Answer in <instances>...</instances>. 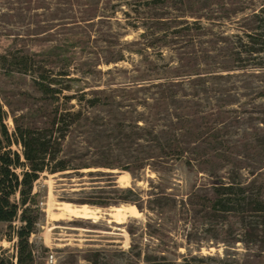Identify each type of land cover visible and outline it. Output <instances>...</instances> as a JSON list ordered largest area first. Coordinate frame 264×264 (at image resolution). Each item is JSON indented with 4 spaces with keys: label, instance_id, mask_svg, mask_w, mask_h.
Returning <instances> with one entry per match:
<instances>
[{
    "label": "rangeland",
    "instance_id": "374dc122",
    "mask_svg": "<svg viewBox=\"0 0 264 264\" xmlns=\"http://www.w3.org/2000/svg\"><path fill=\"white\" fill-rule=\"evenodd\" d=\"M147 1L0 0V54L29 53L49 69L55 54L40 48L81 38L66 48L70 76L77 78L71 92L82 88L88 98L95 91L98 101L72 103L101 118L88 134L75 135L72 147L90 163L107 155L129 167L101 169L112 180L67 171L38 177L32 193L41 217L29 238L37 261L92 264L88 257L99 250L117 264L124 260L120 251H154L177 261L193 256L197 264H264V153L253 141L257 130L264 133V99L257 97L264 69L236 68L231 57L235 36L244 37L264 0ZM194 17L199 28H181ZM40 97L30 74L0 65V116L9 132L13 116L41 104ZM202 115L218 123L210 132L215 139H207ZM118 121L133 142L112 140ZM136 122L154 134L134 140ZM170 133L185 149L182 157L171 154ZM101 143L105 150L98 152ZM110 180L132 189L135 202L79 203L99 187L113 194ZM9 233L0 222V251L13 259L16 239L8 241Z\"/></svg>",
    "mask_w": 264,
    "mask_h": 264
},
{
    "label": "trees",
    "instance_id": "16d2710c",
    "mask_svg": "<svg viewBox=\"0 0 264 264\" xmlns=\"http://www.w3.org/2000/svg\"><path fill=\"white\" fill-rule=\"evenodd\" d=\"M170 1L148 0L147 2L164 4ZM186 3L183 2L184 5ZM252 18L255 22L249 25L244 37L235 36L236 40L233 42L235 46L231 51V57L236 63V68L243 69V63L245 65L254 64L257 70H261L264 69V6L253 11L250 15V19ZM182 23L184 24L181 26L182 29L200 27L197 17L192 20L183 19ZM80 39L78 35H71L62 45L40 48L41 51L45 50L47 53L55 54V59H53L55 61H51L53 66L49 69L35 62L29 53L17 54L7 51L0 54V65L6 71L31 75L35 89L42 100L41 104L31 106L28 112L13 116L14 130L12 132L8 131L0 116V222L6 223L11 229V233L5 235V238L8 241L16 239L13 258L15 262L3 249L0 251V264H40L37 261L36 246L29 238L37 231L41 217V210L32 190L34 182L42 173L54 174L67 171L68 174L75 172L80 176L95 175L111 179L113 173L101 169L129 170V167H123L115 160L110 161L107 155L101 161L90 163L72 147L71 142L75 141V135L88 134L89 127L97 125L101 118L84 111L82 107L74 108V103H72V101L80 103L81 100H85L87 106L93 107L98 101L95 91H92L93 95L88 98H85L86 95L82 88L75 87L74 92H71L73 88L71 84L77 81V78L70 76V61L66 48L68 44H76ZM61 60H64L65 64H61ZM257 95L258 98L264 99V86ZM216 102L218 110H222V101ZM200 120L207 139L210 140L211 136L215 139L217 135H210V132L217 130L218 123L215 119L212 116L202 115ZM132 128L136 141L150 137L146 135L154 134L153 127L147 123L140 125L136 122ZM111 129L114 136L112 140L116 141L115 144L122 141L124 143L133 142L132 136L123 130L120 121ZM256 132L258 133L253 136V141L264 153V133H260L259 130ZM86 140L88 139L85 138L84 141ZM167 140V146L169 150H172L171 154L182 157L185 149L176 135L170 133ZM13 144L20 147V153L11 149ZM102 149L105 150V146L103 148L101 143L95 150L101 152ZM90 168L100 170L80 172V170ZM111 182L113 194L99 187L96 188L98 191H93L92 195L84 197L79 203L108 207L117 202H135V199H132L134 195L132 189L120 188L113 181ZM81 206L86 207L87 205ZM131 206L137 211L134 205ZM16 220L19 221V225L13 227L12 224ZM120 253L124 255L122 264H197L198 262L193 256H182L181 260L177 261V259H169L154 251L143 255L134 251H120ZM88 260L92 264H117L112 253L99 250L91 252Z\"/></svg>",
    "mask_w": 264,
    "mask_h": 264
},
{
    "label": "built area",
    "instance_id": "2783aa9c",
    "mask_svg": "<svg viewBox=\"0 0 264 264\" xmlns=\"http://www.w3.org/2000/svg\"><path fill=\"white\" fill-rule=\"evenodd\" d=\"M52 258H53V256L52 255H49L48 256V259L46 260V262L48 263V262H51L52 261Z\"/></svg>",
    "mask_w": 264,
    "mask_h": 264
}]
</instances>
